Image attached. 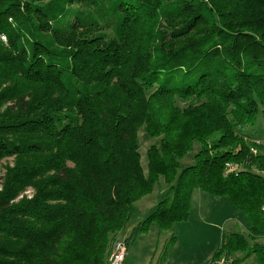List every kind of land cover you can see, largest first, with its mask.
I'll use <instances>...</instances> for the list:
<instances>
[{
  "label": "trees",
  "instance_id": "16d2710c",
  "mask_svg": "<svg viewBox=\"0 0 264 264\" xmlns=\"http://www.w3.org/2000/svg\"><path fill=\"white\" fill-rule=\"evenodd\" d=\"M261 110L264 0H0V264H108L161 179L127 242L174 231L201 191L249 222L207 264H264Z\"/></svg>",
  "mask_w": 264,
  "mask_h": 264
},
{
  "label": "rangeland",
  "instance_id": "374dc122",
  "mask_svg": "<svg viewBox=\"0 0 264 264\" xmlns=\"http://www.w3.org/2000/svg\"><path fill=\"white\" fill-rule=\"evenodd\" d=\"M255 130L256 136L250 139L264 144V117L262 110L256 119ZM138 142L141 167L144 175L148 176V150L154 146L159 148L161 139L150 137L146 128L143 127L138 133ZM200 149L201 146L198 143L195 144L193 152L182 160L181 170L195 164L194 158ZM2 173L3 170L0 171V177ZM166 189L167 185L161 179L152 194L132 205L130 221L116 240V242L124 243L127 246V256L124 264H197L200 261V257L208 249V241L209 239L211 240L208 237L214 235V229L209 226H211V223H215V218L216 220H222L218 215L219 212L222 214V209L213 205L219 200L217 202H221V208L222 204L230 206L226 198L218 199L201 191H195L190 218L187 222L177 224L172 232H162L157 224L151 223L147 233L139 235L133 241L127 242L132 237L134 230L147 221L158 209ZM235 212L236 215L234 213L227 214L224 232L221 230V239H225L231 233L246 234L249 222L239 211L235 210ZM238 216H241L240 219ZM237 220L238 222H236ZM218 234H220L219 230ZM173 236L177 239L175 247L170 245ZM224 239H222V242ZM261 243L264 244V240H261ZM243 264L259 263L255 256H251Z\"/></svg>",
  "mask_w": 264,
  "mask_h": 264
},
{
  "label": "crops",
  "instance_id": "0c3cea01",
  "mask_svg": "<svg viewBox=\"0 0 264 264\" xmlns=\"http://www.w3.org/2000/svg\"><path fill=\"white\" fill-rule=\"evenodd\" d=\"M194 195H195V193H194ZM194 195H193V199H194ZM217 201H219V200H217ZM217 201L215 202V204L213 206L218 207L219 209H222V214H221V212L218 213V215L222 218V220H216V218H215V223H211V226H209V227H212L214 229V235L212 237H208V238H211V240L209 239V241H208V249L203 254V256L200 257V261L197 262V264H207L211 260V258L214 256V254L218 251L219 247L222 244V239H224V238L221 239V237H222L221 230H222V232H224L226 220L228 217L227 214H231V213L235 214L236 213L232 209V207L228 206L227 204H222V208H221V202H217ZM238 217L240 219L241 216H238ZM236 222H238V220ZM218 230L220 231V234H218Z\"/></svg>",
  "mask_w": 264,
  "mask_h": 264
},
{
  "label": "built area",
  "instance_id": "2783aa9c",
  "mask_svg": "<svg viewBox=\"0 0 264 264\" xmlns=\"http://www.w3.org/2000/svg\"><path fill=\"white\" fill-rule=\"evenodd\" d=\"M228 172H236V168L233 167L232 165H227ZM264 210V207H263ZM126 256H127V246L124 243L116 242L113 251L111 253V256L109 258L108 264H124L126 261ZM233 260L228 258L221 259L215 264H232Z\"/></svg>",
  "mask_w": 264,
  "mask_h": 264
}]
</instances>
